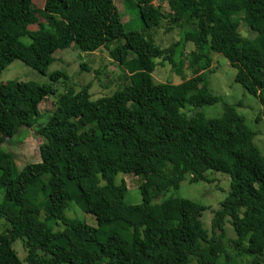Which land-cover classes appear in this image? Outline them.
Returning a JSON list of instances; mask_svg holds the SVG:
<instances>
[{
	"label": "trees",
	"instance_id": "16d2710c",
	"mask_svg": "<svg viewBox=\"0 0 264 264\" xmlns=\"http://www.w3.org/2000/svg\"><path fill=\"white\" fill-rule=\"evenodd\" d=\"M165 1L166 11L154 0H136L139 32L126 29L114 0H46L50 30L34 31L31 0H0V73L19 60L44 74L57 50L75 44L84 53L108 49L129 82L96 100L90 84L66 91L44 124L39 106L56 94L52 83L66 79L64 72L52 73L48 84L0 83V134L16 122L46 139L40 162L15 177L13 157L0 151V264H217L225 223L235 232L236 256L264 264V159L254 134L234 106L223 105L214 119L199 112L220 101L208 86L213 53L229 61L235 83L264 105V0ZM162 21L181 30L167 49L146 35ZM240 22L253 39L240 34ZM187 43L195 48L192 77L155 83V60L179 69ZM211 173L228 175L230 187L213 212L210 235L203 205L157 201L186 176L189 183H211ZM118 174L142 177L140 204L124 203L127 188L123 180L114 183ZM71 204L94 216L97 227L67 217ZM53 223L61 228L53 230ZM16 241L24 260L12 248Z\"/></svg>",
	"mask_w": 264,
	"mask_h": 264
},
{
	"label": "rangeland",
	"instance_id": "374dc122",
	"mask_svg": "<svg viewBox=\"0 0 264 264\" xmlns=\"http://www.w3.org/2000/svg\"><path fill=\"white\" fill-rule=\"evenodd\" d=\"M45 1L31 0V10L35 13L36 20L29 27L30 31L50 30V25L43 10ZM135 3L136 0H114V5L121 15L126 29L141 32L143 24L138 18ZM153 4L155 6L161 5L165 11L168 9L165 0H154ZM239 31L246 38L253 39L255 36L241 22ZM146 35L151 36L155 45L167 49L180 41L181 30L170 28L166 21H162L157 29L146 31ZM194 49L192 43L185 44L180 51V66L177 70L171 66L169 61L156 59V67L152 73L154 82L176 85L191 78L192 72L189 68V61L194 56ZM210 55L212 73L208 77V86L213 95L220 98V101L214 105L202 107L199 112L205 119H214L220 117L223 113V105L234 106L237 113L244 117L246 127L254 134V144L261 158L264 159V105L259 102L258 98L248 94L239 84L235 83L236 70L231 67L229 61L223 55L218 53ZM53 58V62L44 74L38 73L19 60H14L0 73V83L16 80L38 84L51 83L49 77L56 71L66 74V79H60L52 83L56 94L49 96L40 104L41 118L38 120L39 124H44L48 120L56 107L58 96L66 91H79L83 86L90 84L91 99L96 100L113 95L129 83L125 77L128 76L127 71L110 58L109 51L106 48H101L93 53H84L75 44H71L67 49L57 50L53 54ZM45 141L46 139L36 133L34 129L25 128L16 122H12L9 129L0 134V151L9 153L13 157L15 164L14 177L25 165L40 162L39 147ZM210 178L212 179L211 183H189V178L186 176L178 189H171L164 195H160L157 202L166 198H183L203 205L206 210L202 213L201 221L204 228L211 235L213 212L218 209V204L227 197L230 179L228 175L221 173H211ZM122 180L127 188L124 203L126 205L140 204L142 202L140 193V186L143 183L142 177L132 174H118L114 179V183L118 185ZM40 200L38 199V202ZM2 201L3 192L0 191V203ZM66 216L72 219L76 218L90 227H97L95 217L85 213L75 204L70 205L66 211ZM41 218H44L43 212ZM52 227L53 230L61 228V226L59 227L54 223ZM4 230L5 221L0 219V233ZM216 235H219V232H216ZM235 238L233 228L229 223H225L224 234L219 237L222 254L219 256L217 264H227V260L228 264H248L253 259L247 255L236 256L231 243ZM12 248L19 259L24 260L25 252L21 242H14ZM226 255L229 256L228 259H226ZM191 264H195V262L193 261Z\"/></svg>",
	"mask_w": 264,
	"mask_h": 264
}]
</instances>
